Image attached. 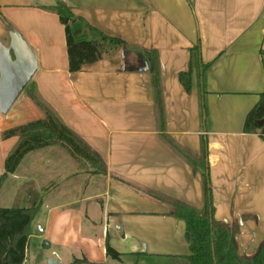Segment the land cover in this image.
<instances>
[{
	"label": "crops",
	"instance_id": "crops-1",
	"mask_svg": "<svg viewBox=\"0 0 264 264\" xmlns=\"http://www.w3.org/2000/svg\"><path fill=\"white\" fill-rule=\"evenodd\" d=\"M64 2L103 34L158 53L166 134L195 157L206 144L214 219L237 222L238 253L251 256L264 240V141L243 128L264 92V0ZM58 3L0 0V42L9 43L6 24L22 36L36 58L32 81L38 92L100 157L106 174L51 146L28 153L4 176L17 139L0 141V208H27L30 191L40 202L23 264L32 238L41 240L39 251L46 253L36 264H181L189 253L185 224L146 193L203 211L201 177L160 140L150 76L133 70L142 65L135 54L117 49L69 73L64 26L46 10ZM79 38L94 34L85 31ZM192 48H198L201 65L210 64L204 79ZM190 62L195 86L188 94L178 74ZM42 118L23 96L0 114V132ZM106 244L121 255L119 261L107 257Z\"/></svg>",
	"mask_w": 264,
	"mask_h": 264
},
{
	"label": "trees",
	"instance_id": "trees-1",
	"mask_svg": "<svg viewBox=\"0 0 264 264\" xmlns=\"http://www.w3.org/2000/svg\"><path fill=\"white\" fill-rule=\"evenodd\" d=\"M46 10L55 13L64 26L69 73L80 72L84 66L102 60L117 49H123L127 57L135 54L142 63L141 67L133 70L146 71L149 74L158 136L191 167L194 174L200 175L202 182L203 211L157 193H146L151 198L168 204L171 212L167 215L185 224L184 237L188 243L189 253L180 258L181 264H264V240L251 256L240 255L236 240L239 224L233 222L228 225L214 219L206 144L202 142L201 155L195 157L166 134L158 53L154 50L130 47L119 38L103 34L82 18L76 17L68 6L58 3L56 7ZM6 27L13 31L11 26L6 24ZM85 31L93 33L94 38L80 39V35ZM191 53L193 61L198 64V76L204 79L210 64L201 65L198 48H192ZM194 79L195 73L190 62L188 70L178 74V81L188 94L194 89ZM200 90L203 92L201 87ZM23 93L43 113V118L0 132V141L17 139L5 158L4 176L13 174L28 153L51 146L64 149L74 160L85 162L96 167L100 173L106 174L100 157L62 122L56 111L42 98L32 80ZM202 103L201 101V105ZM243 131L247 134H257L264 141V92L260 94L258 102L247 114ZM29 195L27 208H0V264H23L25 260L29 226L40 206L38 195L31 191ZM106 255L117 261L121 257L109 244H106ZM72 264L90 263L82 259L74 260Z\"/></svg>",
	"mask_w": 264,
	"mask_h": 264
},
{
	"label": "water",
	"instance_id": "water-1",
	"mask_svg": "<svg viewBox=\"0 0 264 264\" xmlns=\"http://www.w3.org/2000/svg\"><path fill=\"white\" fill-rule=\"evenodd\" d=\"M59 2L62 6H66L64 0ZM8 38L7 46L0 42L1 115L9 112L37 70L36 58L22 36L11 31ZM46 264H59V262L49 259Z\"/></svg>",
	"mask_w": 264,
	"mask_h": 264
},
{
	"label": "rangeland",
	"instance_id": "rangeland-1",
	"mask_svg": "<svg viewBox=\"0 0 264 264\" xmlns=\"http://www.w3.org/2000/svg\"><path fill=\"white\" fill-rule=\"evenodd\" d=\"M23 96H25V93H22L19 98H22ZM4 198L5 195L3 196V199L0 197V205L5 204ZM29 232L30 233L34 232L32 226L29 227ZM41 245H42L41 240H37L35 238H32L30 240L28 264H36L39 258L41 259L46 255L45 252L39 251L40 249L38 247Z\"/></svg>",
	"mask_w": 264,
	"mask_h": 264
},
{
	"label": "built area",
	"instance_id": "built-area-1",
	"mask_svg": "<svg viewBox=\"0 0 264 264\" xmlns=\"http://www.w3.org/2000/svg\"><path fill=\"white\" fill-rule=\"evenodd\" d=\"M37 231H38V233H42L43 232L42 228H40V227H38Z\"/></svg>",
	"mask_w": 264,
	"mask_h": 264
}]
</instances>
